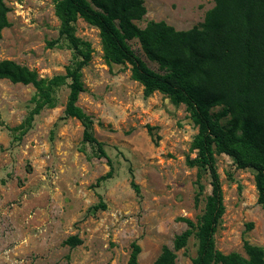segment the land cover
Listing matches in <instances>:
<instances>
[{
	"label": "rangeland",
	"instance_id": "obj_1",
	"mask_svg": "<svg viewBox=\"0 0 264 264\" xmlns=\"http://www.w3.org/2000/svg\"><path fill=\"white\" fill-rule=\"evenodd\" d=\"M8 25L0 38V61L12 60L50 78L65 73L79 57L61 36L55 0H3ZM146 13L134 21L163 20L177 30L200 26L213 0H143ZM73 33L90 44L91 60L81 69L85 90L76 104L92 117V134L102 144L82 141L81 123L63 117L69 79L55 87L52 104L24 122L36 103L31 84L0 78V264H127L131 243L140 246L139 264H153L164 246L173 249L176 235L197 224L210 193L208 172L188 162L196 158L192 139L197 126L183 103L143 86L128 63L107 62L99 30L78 18ZM133 52L153 70L137 38ZM209 112L225 128L229 115L221 106ZM240 130H237V134ZM108 178L97 182L109 171ZM224 213L215 234L223 254L246 256L243 242L264 248V211L256 203L254 170L238 168L231 157L214 152ZM131 180L138 190L131 186ZM201 184L202 191L198 192ZM103 203L104 209L93 205ZM76 235L82 243L63 244ZM194 234L176 251L174 264H191Z\"/></svg>",
	"mask_w": 264,
	"mask_h": 264
},
{
	"label": "trees",
	"instance_id": "obj_2",
	"mask_svg": "<svg viewBox=\"0 0 264 264\" xmlns=\"http://www.w3.org/2000/svg\"><path fill=\"white\" fill-rule=\"evenodd\" d=\"M214 6L205 14L200 26L177 30L163 20L148 21L139 28L134 21L146 13L143 0H55L54 9L60 19L58 37L64 36L79 57L65 73L50 78L12 60L0 61V78L12 83L31 84L36 89V103L26 120L13 130L22 133L29 128L33 115L52 104L53 89L69 79L63 117L76 118L82 125V141L95 143L98 154L105 156L102 144L92 134V117L77 104L79 93L85 90L81 69L91 60L90 44L73 33L72 24L81 18L99 30L103 56L107 62L128 63L131 76L143 86V94L159 91L177 103H183L197 126L192 139L196 158L189 160L208 172L210 193L206 197L197 224L186 219L188 229L175 236L173 249L164 246L153 264H174V251L184 247L190 234L197 239L196 255L191 264H264V248L243 242L246 256L232 252L223 254L215 248L214 234L224 213L219 175L214 152L232 158L238 168L254 170L256 203L264 211V0H213ZM8 7L0 0L1 31L8 25ZM137 38L147 57L159 63L162 72L151 69L131 49L128 41ZM221 106L228 114V127L219 123L209 109ZM237 130L240 132L237 134ZM109 171L97 182L111 175ZM131 186H138L131 180ZM198 185V194L202 191ZM105 205H93L98 209ZM82 243L76 235L63 244L71 247ZM140 246L131 243L127 264L137 261Z\"/></svg>",
	"mask_w": 264,
	"mask_h": 264
}]
</instances>
